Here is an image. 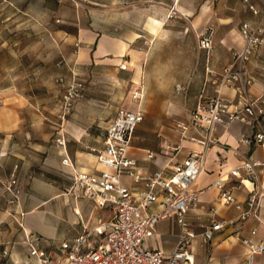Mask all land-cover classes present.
<instances>
[{"label": "rangeland", "instance_id": "obj_1", "mask_svg": "<svg viewBox=\"0 0 264 264\" xmlns=\"http://www.w3.org/2000/svg\"><path fill=\"white\" fill-rule=\"evenodd\" d=\"M248 4L256 5L258 13H252ZM263 16L264 0H0V100L4 102L0 105L11 107L18 117L22 137L13 138L23 143L27 168L61 193H73L68 177L41 163L60 127L67 130L72 122L92 131L91 145L100 148L105 126L100 122L108 121L121 105L142 107L146 99L142 85L151 87L147 95L151 112L163 107L157 103H164V98L180 101L182 94L175 85L185 86L197 74L198 39L206 27L214 28L213 39L228 34L234 40L242 20ZM220 22H228L226 28ZM79 28L132 41L135 63L90 61L87 51L81 55L84 45L73 38ZM152 34L156 40L151 41ZM149 75L156 78L153 83ZM59 76L65 81L78 78L84 85L82 97L63 122L59 115L64 87L55 82ZM206 77L207 73L197 80L201 87L208 82ZM140 88L142 98L135 99ZM176 118L156 120L144 114L133 132L132 147L141 142L149 149L145 155H160L174 165L183 157L182 139L173 130ZM135 134L140 138L135 139ZM66 136L72 144L69 133ZM158 229L168 232L169 221H160ZM51 255L58 259L57 252Z\"/></svg>", "mask_w": 264, "mask_h": 264}, {"label": "built area", "instance_id": "obj_2", "mask_svg": "<svg viewBox=\"0 0 264 264\" xmlns=\"http://www.w3.org/2000/svg\"><path fill=\"white\" fill-rule=\"evenodd\" d=\"M248 9L258 13L252 4H248ZM213 35L214 28L206 27L199 35L198 47L212 52ZM239 36L242 45L231 51L230 63L219 73L206 69L213 85L212 92L197 100L185 120L174 121V129L181 139L196 142L201 149L189 151L169 173L157 169L143 174L136 159L129 155L133 132L143 120V111L140 106L132 110L117 107L114 117L102 132L103 147L91 149L100 168L94 172L73 171L70 174L73 192L99 208L111 209V217L98 219L92 226L83 225L79 234L55 245L56 261L51 253L37 248V238L27 233L28 257L35 258L36 264H197L196 240L200 246H205L217 235H224L223 241L231 238V242L245 245L244 264H254L255 255H264V215L261 212L264 158L243 156L240 163L229 171L231 177L247 179L253 184V189L243 201L235 197L233 187L227 183L228 177H220L211 184L218 191V203L225 208H234L235 216H221L213 205L195 226L190 223V214L200 194L191 186L200 173L207 150L217 141L218 126H230L234 122L250 125L252 132L240 138V145L247 148L259 146L264 150V89L260 95L251 94L249 88L253 79L248 67L264 45V16L259 20L242 21ZM55 82L64 87L59 115L63 122L82 97L84 85L75 77L65 81L59 76ZM226 87L234 91V97L224 95ZM175 89L178 92L182 87L176 84ZM141 92L140 88L134 98L141 99ZM53 143L66 151L67 141L62 127L54 136ZM152 157V154L147 155L148 159ZM61 163L73 165L67 155ZM15 168L13 165L12 169ZM20 194L13 174L4 181L0 180V198L7 206L16 204ZM167 217H172L179 227L176 244L169 252L155 248L151 242L157 223ZM251 220L261 227V237L257 226L249 228V237H241V231ZM2 253L6 255L5 250ZM0 264H3L2 260Z\"/></svg>", "mask_w": 264, "mask_h": 264}, {"label": "crops", "instance_id": "obj_3", "mask_svg": "<svg viewBox=\"0 0 264 264\" xmlns=\"http://www.w3.org/2000/svg\"><path fill=\"white\" fill-rule=\"evenodd\" d=\"M177 6L178 2L176 3ZM255 7L257 6L255 5ZM245 20L254 21L252 19L242 21ZM220 23L223 28H226L228 22ZM152 35L151 41L152 39L156 40V34ZM73 38L84 45L80 48L81 55L86 54L87 51L90 61H98V59L104 58V61L119 65L132 66L135 63L137 51L131 47L130 42L132 41L128 39H120L105 33L81 28L74 33ZM121 43L126 45L123 53H121ZM241 45L242 40L239 35L232 40L228 34H225L214 38L212 52H207L198 47L197 74L192 77L187 85L182 86L179 84L182 87L181 91L177 92L175 89L177 93L182 94V98L180 101L164 98V103H157V105L163 104V107L158 108L156 112H151L153 109L148 102L149 96L147 95H149L150 85H142L146 91V99H144L142 107L140 106L143 114H152V117L156 120L171 115H177L178 118L174 121L185 120L189 110L194 107L197 100L201 96L212 92L213 85L209 77H206L208 82L203 87L197 81L199 77L204 78L207 68L217 73L221 72L231 61V51L239 49ZM248 67L250 76L253 79L249 91L252 95H260L264 89V45L260 52L249 62ZM138 74V79L141 80L140 71ZM154 79H156L154 76L149 75L151 83L155 81ZM133 82L136 83L134 80ZM192 89H195L194 92L191 91ZM190 91L191 96L188 95ZM223 93L227 97L235 96L234 91L229 87L224 88ZM1 102L4 103L3 100H0ZM119 107L132 110L137 106L121 105ZM115 110L108 121L100 122V124L105 125L103 126L104 129L114 117ZM100 124L97 123L96 125ZM67 127V130L63 129L67 141L66 151L53 143L47 149L46 157H42L41 163L57 169L71 180L70 174L73 171L94 172L100 166L96 165L94 155L88 152V149L95 148L91 145L90 136L92 131L84 127H78L72 122H68ZM173 130L175 131V129ZM251 132L250 125L240 122H234L230 126H218L217 141L207 150L204 164L191 186L193 191L200 192L198 203L190 214L192 226H195L200 218H205L206 212L213 205H215L217 213L221 216L232 217L236 215L234 208H225L218 203V191L216 188L211 187L216 179L220 177L227 179L228 177L229 182L227 183L233 187V193L239 201L245 200L253 189V184L249 180H238L229 175V171L240 163L243 156H251L260 160L264 158L262 147L247 148L240 145V138L249 135ZM67 133L73 139L72 144H69ZM17 136L21 139L22 129L18 127L16 113L11 107L5 104L0 105V180L4 181L13 174L21 191L17 203L12 206H7L0 198V260L3 261V264H36L35 258L28 257L26 254L27 233H31L37 238L35 241L37 248L48 253L55 252V245L79 234L83 225L92 226L98 219H108L112 215V210L99 208L92 201L76 192L67 194L62 191L63 193H61L59 188L34 176L32 170L27 168V154L22 141L19 140L18 143L14 141L13 137ZM134 138L139 139L140 134H135ZM68 144L71 147L70 152ZM102 147L101 140L100 148ZM179 149L183 153V157L176 160L172 166L169 165V161L165 157L160 155L148 159L144 152L149 151V149L141 142L135 141L134 147L130 145L129 155L136 159L139 170L143 174H150L157 169H164L169 173L177 163L184 160L189 151L199 150L201 145L188 139H182ZM65 155L71 159L72 167L61 163V159ZM13 165H16L14 170L12 169ZM126 181L129 180L126 178ZM238 184H240V187H237ZM261 212L264 215V197ZM165 219L169 221L168 232L158 229L159 222ZM159 222L156 225V232L151 242L155 248L169 252L176 244L179 227L172 217L161 219ZM253 226L258 227V236L261 237V227L254 220L246 224V228L240 233L241 237H249V228ZM223 237L224 235H217L213 241L205 246H200L198 239L196 240L194 251L197 264H244L247 254L245 245L240 242H231V238L223 241ZM3 250L6 251V255H3ZM254 264H264V255H255Z\"/></svg>", "mask_w": 264, "mask_h": 264}, {"label": "bare ground", "instance_id": "obj_4", "mask_svg": "<svg viewBox=\"0 0 264 264\" xmlns=\"http://www.w3.org/2000/svg\"><path fill=\"white\" fill-rule=\"evenodd\" d=\"M120 47H121V53H123V51H124L126 45L121 43V44H120Z\"/></svg>", "mask_w": 264, "mask_h": 264}]
</instances>
